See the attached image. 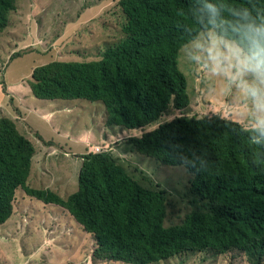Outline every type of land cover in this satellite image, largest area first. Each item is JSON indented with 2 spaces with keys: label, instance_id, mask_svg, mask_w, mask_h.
I'll use <instances>...</instances> for the list:
<instances>
[{
  "label": "trees",
  "instance_id": "obj_1",
  "mask_svg": "<svg viewBox=\"0 0 264 264\" xmlns=\"http://www.w3.org/2000/svg\"><path fill=\"white\" fill-rule=\"evenodd\" d=\"M17 2L0 0V34ZM117 5L124 37L98 61L35 69L29 80L35 98L101 103L109 127L152 126L171 105L188 106L180 54L209 30L235 41L264 69L259 63L264 0H120ZM126 142L162 165L185 166L203 207L180 225L166 227L172 204L166 190L141 186L109 152L83 156L75 192L61 196L35 189L30 177L36 147L2 119L0 226L12 219L22 190L33 205L38 200L64 208L95 237L99 257L110 261L153 264L189 253L239 250L248 264H264V127L246 129L216 115L177 117Z\"/></svg>",
  "mask_w": 264,
  "mask_h": 264
},
{
  "label": "rangeland",
  "instance_id": "obj_2",
  "mask_svg": "<svg viewBox=\"0 0 264 264\" xmlns=\"http://www.w3.org/2000/svg\"><path fill=\"white\" fill-rule=\"evenodd\" d=\"M119 1L18 0L17 11L12 14L9 27L0 34V120H9L19 132H25L36 141L43 154L33 162L34 168L52 179L58 170L65 183V195L77 188L78 172L84 165L83 156L109 152L120 159L119 164L123 163L126 171L142 186L166 190L172 204L168 207L165 226L180 225L189 214L204 205L191 189L193 175L185 166H165L154 158L136 154L133 145L126 141L141 137L159 124L177 117L216 115L237 122L246 129L264 127V69L234 46V42L219 41L217 38L221 37L208 33L202 35L196 44L186 46L180 54L179 67L188 79V106L178 110L171 105L156 124L131 130L134 133L126 135L123 133L126 130H112L105 124L106 107L83 99L49 101L59 104L62 112L59 120L64 119L62 129L55 131L58 135L53 133L51 123H47L51 118H45L46 122L40 114L41 118L29 114L30 123L47 140L58 144L60 150L42 143L36 129V138L26 132L28 128H34L23 115L32 106L31 100L19 96V93L28 94L27 89L18 90V93L12 90L8 96L5 95L7 90H3L23 76L26 80L21 81L26 84L35 68L59 62L100 60L108 47L124 37V19L117 5ZM102 2L108 3L100 15L81 20L83 6ZM32 47L36 50L31 54L27 50ZM12 56L16 59L11 60ZM17 97L22 106L16 102ZM70 105L73 108H67ZM32 107L40 106L33 104ZM40 109L45 111L43 107ZM78 129L82 131L77 132ZM131 154L136 155L128 157ZM18 193L12 219L0 226V264H123L99 257L95 237L66 210H61V214L47 211L41 201L33 205L34 200L22 194V190ZM53 207L50 208H58ZM153 264L248 262L243 252L233 250L225 254L210 251L183 254Z\"/></svg>",
  "mask_w": 264,
  "mask_h": 264
},
{
  "label": "crops",
  "instance_id": "obj_3",
  "mask_svg": "<svg viewBox=\"0 0 264 264\" xmlns=\"http://www.w3.org/2000/svg\"><path fill=\"white\" fill-rule=\"evenodd\" d=\"M108 2H109V0H107ZM108 2H102V3H98V4H93V5H88V6H83V9H82V17H81V20H84V21H87V20H90V19H92V18H94V17H97L98 15H100V13L103 11V7L105 6V5H107V3ZM89 8H91V9H93L92 11H89ZM71 22H74V21H71ZM78 26V25H77ZM80 28V27H79ZM73 30H71L70 32H72ZM210 32H213V31H205V32H203V33H201L200 34V36H199V38L202 36V35H204V34H206V33H210ZM217 39H219V38H217ZM220 41H223V42H227L228 40H223V39H219ZM197 41H198V39L195 41V42H193L192 44H196L197 43ZM234 46H236L238 49H240L236 44H233ZM15 49H16V47H15ZM36 50V48L35 47H32V48H30V50H27V51H29V52H31V54H32V52L34 53V51ZM241 50V49H240ZM249 56V55H248ZM250 57V56H249ZM87 62H92V61H87ZM254 62V61H253ZM255 63V62H254ZM36 69V68H35ZM31 73H33V70L31 71ZM32 75V74H31ZM31 75H30V78H27L28 79V82L26 83V84H23L22 82L23 81H21V80H26V79H24V76L23 77H20L19 79H18V81H17V83H13L12 85H10V84H8L7 86H8V88L9 89H7V91H6V93H5V95L6 96H8L9 95V93H12V90H16L15 91V93H18V90H19V92H21V89H27V91L29 92L28 94H23V93H19V96L21 95V96H23V97H26L27 99H30L31 100V104H32V106H33V104H35V105H39L40 107H43V109L45 110V111H43V110H41L40 109V107H36V108H33L32 106H29L30 108H29V110L26 112V113H23V115H24V117L26 118V120L27 121H29V118H28V116H29V114H31V115H35V116H37V117H39V118H41L40 116H44V118H41V119H45V118H51L50 119V122H47L46 120H44V121H46L47 123H51L50 124V127L52 128V131H53V133H56L57 134V132H55V131H57L58 129H62V127H63V122H64V119L63 120H59V117H60V115H61V111H60V109H59V104H57V103H54V102H49V101H54V100H48V101H40L41 99H38V98H35L34 96H33V93H32V89H31V87H30V84H29V80H31ZM23 85H24V88H23ZM5 96V97H6ZM18 99V100H17ZM17 99H16V102L19 104V105H23V104H21L20 102H19V97H17ZM25 106H27V105H25ZM67 108H73V105H70V106H67ZM39 114H40V116H39ZM53 114H55V116L53 115ZM29 123H30V121H29ZM31 124V123H30ZM106 124V123H105ZM32 125V124H31ZM73 125V124H72ZM71 125V126H72ZM33 126V125H32ZM71 126H70V128H71ZM34 127V126H33ZM112 128V130H116L117 128H119L120 130L122 129V128H120V127H111ZM36 128L34 127L33 129H30V128H28V130L26 131L27 133H31V134H33V136L36 138L37 136H38V134H39V136L41 137V142L42 143H44V144H46V145H48V144H50L51 145V147L50 148H53V149H58V150H60L59 149V145L58 144H56V143H54V142H52V141H49V140H47L48 138L46 137V136H44L42 133H41V131H39V130H35ZM35 131L38 133V134H35ZM77 132H81L82 130H76ZM122 131V130H121ZM123 133L124 134H126V135H128V134H130L131 133V131H123ZM23 135H25V132L24 133H22ZM60 134V133H59ZM58 135V134H57ZM61 135V134H60ZM78 135V134H77ZM25 136H27V135H25ZM28 137V136H27ZM109 138H111V136H109ZM31 139V138H30ZM50 140H53V139H50ZM31 141L34 143V145H35V147H36V155H35V157H34V160H33V162H35L37 159H39L40 158V156L43 154L42 152H40L39 150H38V148H37V146H36V141L34 140V139H31ZM54 141H56V140H54ZM70 146V145H69ZM70 147H73V146H70ZM84 150H86V149H84ZM67 152H70V151H67ZM136 154H139V153H137V152H135ZM85 154V153H84ZM136 154H131V156H128V157H133V155H136ZM115 158L119 161L120 159L119 158H117L116 156H115ZM125 159H127L126 157H125ZM124 159V160H125ZM128 163H130L129 161H128ZM122 165H124L123 163H122ZM123 167V166H122ZM124 168V167H123ZM125 169V168H124ZM80 172V171H79ZM79 172H78V176H79ZM32 174H31V177H30V182H31V185L35 188V189H39V190H46V189H51V190H53V191H56V192H59L58 194L59 195H61V196H63V194H65V190H64V186H65V183H63V180H62V176H61V174L59 175V171L58 170H56L54 173H53V176H54V179H52L51 178V176H49V175H47L46 173H44L43 171H39L37 168H34V165H33V167H32V172H31ZM35 173V174H34ZM76 191V189L75 190H73V192H75ZM72 192V193H73ZM38 201V200H37ZM39 203V202H38ZM41 204H42V202H40ZM46 204H44V208L47 210V211H55L56 213H59V214H61V210H63L64 208H62V207H60L59 206V211H58V209L57 210H54L53 208V206L54 205H46V206H50V207H53V208H50V207H46L45 206ZM74 219V218H73ZM10 221V220H9ZM9 221L7 222V223H9Z\"/></svg>",
  "mask_w": 264,
  "mask_h": 264
},
{
  "label": "clouds",
  "instance_id": "obj_4",
  "mask_svg": "<svg viewBox=\"0 0 264 264\" xmlns=\"http://www.w3.org/2000/svg\"><path fill=\"white\" fill-rule=\"evenodd\" d=\"M209 31H213V32H210V33H213L214 35H215V37L217 38V36H219L214 30H209ZM203 32H205V31H203ZM202 32V33H203ZM206 34H208V33H206ZM200 36V35H199ZM219 37H221V36H219ZM221 39H223V40H228V42H231L232 40H229V39H226V38H224V37H221ZM198 40H199V37H198ZM219 40V39H218ZM196 41V40H195ZM194 41V42H195ZM220 41V40H219ZM232 42H234L240 49H241V51L245 54V55H249L242 47H240L235 41H232ZM193 43V42H192ZM239 49V50H240ZM250 56V55H249ZM248 56V57H249ZM252 61H254L252 58H251V56L249 57ZM93 62V61H92ZM255 62V61H254ZM256 63V62H255ZM259 63L260 64H264V59H261L260 61H259ZM257 64V63H256ZM258 65V64H257ZM259 66V65H258ZM122 166V165H121ZM126 170V169H125ZM128 173V172H127ZM129 174V173H128ZM130 175V174H129ZM131 176V175H130ZM132 177V176H131ZM133 178V177H132ZM134 179V178H133ZM137 181V180H136ZM138 182V181H137ZM139 183V182H138ZM140 184V183H139ZM141 185V184H140ZM142 186V185H141ZM43 203V202H42Z\"/></svg>",
  "mask_w": 264,
  "mask_h": 264
}]
</instances>
